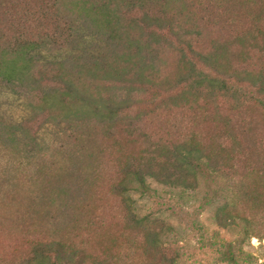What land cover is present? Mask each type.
<instances>
[{"label":"trees","instance_id":"16d2710c","mask_svg":"<svg viewBox=\"0 0 264 264\" xmlns=\"http://www.w3.org/2000/svg\"><path fill=\"white\" fill-rule=\"evenodd\" d=\"M82 26L117 55L101 62L41 60L44 51L79 47ZM129 72L136 79L126 96L110 93ZM0 82L28 91L45 122L88 123L76 137L79 174L71 188L61 181L55 191L59 198L76 191L64 212L67 230L75 226L77 232L63 236L62 223L48 229L35 220H12L7 227L23 234L11 231L0 245V264H187L194 253L170 236L172 225L138 214L130 192L148 190L152 181L182 194L202 189V210L214 202L210 180L264 183V121L253 112L264 114V0H0ZM165 113L173 115L170 127L150 132L149 119ZM36 116L4 131L5 144H13V132L29 135ZM114 127L133 148L122 149ZM108 137L114 142L107 157L96 149ZM105 162L112 172L105 191L117 202L101 203L98 212L100 200L87 202L92 195L101 199L95 184H105ZM17 181L13 199L46 190L26 178ZM106 206L108 217L122 219L128 231L117 246L96 254L82 235H93V225L108 233ZM236 209L225 199L212 213L214 229L194 223L198 249L225 264H264L245 250L253 227ZM224 228L236 237L221 235ZM129 234L133 241L126 244Z\"/></svg>","mask_w":264,"mask_h":264},{"label":"rangeland","instance_id":"374dc122","mask_svg":"<svg viewBox=\"0 0 264 264\" xmlns=\"http://www.w3.org/2000/svg\"><path fill=\"white\" fill-rule=\"evenodd\" d=\"M81 43L79 47H70L62 51H44L39 54L42 61L51 62L53 60L61 61H76L78 59L87 61L101 62L103 56H116L110 52L111 46L102 38H93L90 35L86 26H82ZM115 57L108 58L106 61L114 60ZM136 79L132 72L125 73L121 79L113 82L115 88L110 89V93L117 97L123 98L128 92L129 81ZM101 83V82H100ZM101 88L104 85L101 83ZM107 90V89H106ZM34 101L28 91L17 86L9 85L5 82H0V245H2L9 237L10 232L14 231L16 234L22 232V228H8L7 225L12 220L19 222H39L43 225L47 224L48 229L56 227L54 224L60 225L63 236H71L76 233L78 228L70 226L67 230V224L70 223L65 215L64 209L68 207L76 191L70 190L62 194V197H56L55 191L63 181L67 187L71 188V181L79 174V161L77 160L76 150L78 149L77 139L78 132H86L88 123L86 121H67L55 120L45 122L42 115L38 117L35 115ZM256 113L259 123L264 121V114ZM160 114L152 116L148 121L146 127L150 132H153L158 127H170L171 113ZM36 121H31V129L29 135H24L22 132H13V144L10 146L5 140L6 134L4 131L13 129V126L21 121L31 120L35 118ZM92 122L89 121V125ZM117 131L119 143L122 142V149L128 147L133 148V143H128L123 131L118 127H114ZM6 131V132H7ZM36 132L35 134H33ZM33 136V139L30 137ZM102 135H98V143ZM114 140L106 138L104 142L96 150L100 148L103 155L110 154L111 145ZM97 143V142H95ZM97 143V144H98ZM102 159H104L102 157ZM110 163V160L107 161ZM107 163H104V177L105 184L101 181L96 182L95 190L102 192L101 199L92 195L89 198L87 205L94 206L100 212V204H116L117 198L112 196L109 199V193L105 191L108 186L107 182L112 180V172L108 171ZM26 178L36 185H46V190L35 188L31 190L28 195H23L18 199H13V191L18 187L17 177ZM57 180V182H56ZM38 183V184H37ZM107 185V186H106ZM210 189H209V187ZM206 185L208 191V198L212 197L213 201L207 206V209H198L197 205L202 203L204 190L196 189L192 192L179 193V191L172 189L166 185L152 181L148 190L132 191L130 192L132 205L134 210L140 214H152L158 219L164 220L166 223L172 225L173 230L170 236L179 239V241L186 245L194 253L190 259L186 261L187 264H225L214 261V254L207 252L205 249H198V237L193 230L194 223L199 220L206 226L209 225V230L216 227L212 223V213L215 206L224 203V200H232L234 206L237 207L241 216L249 221L253 227L252 236L246 240L244 248L251 253L258 262H264V183L258 178L250 177L246 180L232 182L227 180H210ZM54 198L52 207L47 206V201L50 192ZM13 194V195H12ZM107 195V196H106ZM191 195V196H190ZM106 196V197H105ZM13 199V200H12ZM108 200V201H107ZM115 202V203H114ZM97 213V212H96ZM106 221L109 226L106 227L108 233H104L102 226L93 225L94 234L88 237L87 233L82 235L83 242H87L88 247L93 253H101L117 246L122 238H125V233L128 228L124 225L122 219L118 218L112 220L108 217V209L106 206ZM58 219L57 223L54 220ZM53 224L54 226L50 225ZM81 229V228H80ZM79 229V233L82 232ZM51 232V231H48ZM90 235V234H89ZM221 235L226 238L236 237L237 232L234 229L224 228L221 230ZM126 244L132 243L133 234L126 237ZM125 245V244H124ZM123 244L122 246L125 247Z\"/></svg>","mask_w":264,"mask_h":264}]
</instances>
